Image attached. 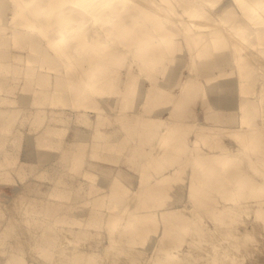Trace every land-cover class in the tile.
<instances>
[{"label": "bare ground", "instance_id": "1", "mask_svg": "<svg viewBox=\"0 0 264 264\" xmlns=\"http://www.w3.org/2000/svg\"><path fill=\"white\" fill-rule=\"evenodd\" d=\"M257 235L264 0H0V264H232Z\"/></svg>", "mask_w": 264, "mask_h": 264}, {"label": "rangeland", "instance_id": "2", "mask_svg": "<svg viewBox=\"0 0 264 264\" xmlns=\"http://www.w3.org/2000/svg\"><path fill=\"white\" fill-rule=\"evenodd\" d=\"M232 149H235V146H231ZM254 219L251 217H245V219L240 223V227H242L243 225H254L255 223L253 222ZM245 221V222H244ZM205 222L209 227H213L215 228V224L214 221L211 220V218H209V216L207 218H205ZM243 226V227H244ZM258 238V242L257 243V247L255 250L251 251L250 254H245V256H242L240 251H232L233 255L232 256H236L237 260L233 261L232 264H264V235H257L256 236ZM187 249V246L185 247ZM243 257V258H242ZM193 261H190L189 264H192ZM193 264H196L193 262Z\"/></svg>", "mask_w": 264, "mask_h": 264}]
</instances>
